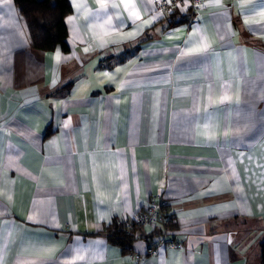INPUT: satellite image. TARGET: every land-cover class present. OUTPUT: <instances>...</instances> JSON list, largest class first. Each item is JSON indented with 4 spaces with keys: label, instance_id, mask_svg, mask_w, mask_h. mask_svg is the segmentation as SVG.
Here are the masks:
<instances>
[{
    "label": "crops",
    "instance_id": "crops-1",
    "mask_svg": "<svg viewBox=\"0 0 264 264\" xmlns=\"http://www.w3.org/2000/svg\"><path fill=\"white\" fill-rule=\"evenodd\" d=\"M68 1L44 51L0 0V264H262L264 0Z\"/></svg>",
    "mask_w": 264,
    "mask_h": 264
},
{
    "label": "trees",
    "instance_id": "trees-1",
    "mask_svg": "<svg viewBox=\"0 0 264 264\" xmlns=\"http://www.w3.org/2000/svg\"><path fill=\"white\" fill-rule=\"evenodd\" d=\"M23 17L29 33L31 45L44 51H53L58 46L68 49V28L65 19L72 12L68 0H14ZM196 11L190 8V21L195 19ZM168 214V212H167ZM174 216H167L165 226L173 224ZM135 228L128 229L123 223L115 224V230L110 233L111 241L126 249L134 239L133 233H127ZM133 230V231H134ZM262 264H264V240L261 243Z\"/></svg>",
    "mask_w": 264,
    "mask_h": 264
},
{
    "label": "built area",
    "instance_id": "built-area-1",
    "mask_svg": "<svg viewBox=\"0 0 264 264\" xmlns=\"http://www.w3.org/2000/svg\"><path fill=\"white\" fill-rule=\"evenodd\" d=\"M205 0H190L191 7L193 10L197 12L200 9V6H203ZM166 202L163 199L152 198L148 205L144 207L142 211L138 213L136 219H134V223L132 222H124L126 228H145V227H156L158 224L166 225L167 222V211H166ZM165 232V231H164ZM169 244L170 246L182 248L180 244H174L173 241L167 240L166 232L160 236L158 245ZM154 248L149 249V253L154 252ZM140 255L134 256L136 259H140Z\"/></svg>",
    "mask_w": 264,
    "mask_h": 264
},
{
    "label": "snow or ice",
    "instance_id": "snow-or-ice-1",
    "mask_svg": "<svg viewBox=\"0 0 264 264\" xmlns=\"http://www.w3.org/2000/svg\"><path fill=\"white\" fill-rule=\"evenodd\" d=\"M133 15H135V13H133ZM59 58H60V55H59V52H57L56 59L59 60Z\"/></svg>",
    "mask_w": 264,
    "mask_h": 264
}]
</instances>
